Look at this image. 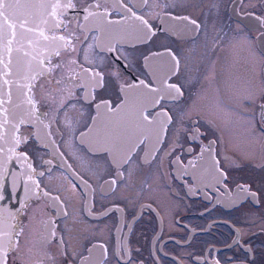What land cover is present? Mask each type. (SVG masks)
<instances>
[{
  "label": "flooded vegetation",
  "instance_id": "obj_1",
  "mask_svg": "<svg viewBox=\"0 0 264 264\" xmlns=\"http://www.w3.org/2000/svg\"><path fill=\"white\" fill-rule=\"evenodd\" d=\"M63 19L55 34L80 42L53 63L76 59L103 86L81 73L78 87L65 63L60 85L34 90L46 113L36 120L78 182L21 124L17 150L62 214L49 197L29 199L7 264H264V0H79ZM139 81L183 95L154 105L157 94L129 87ZM133 98L152 118L172 116L159 139L135 128ZM117 127L128 138L113 146L105 137Z\"/></svg>",
  "mask_w": 264,
  "mask_h": 264
},
{
  "label": "snow or ice",
  "instance_id": "obj_2",
  "mask_svg": "<svg viewBox=\"0 0 264 264\" xmlns=\"http://www.w3.org/2000/svg\"><path fill=\"white\" fill-rule=\"evenodd\" d=\"M147 0H145V3ZM79 0H55V2L50 4H40L37 5L33 2V0H0V39L4 38L6 35H10L11 39H8V46L7 51L9 55H11L12 48L10 47L12 40L16 39L18 33L17 28L21 31L19 36L21 39H27L29 33H38V39L34 42L32 39H28V43L30 45H34L35 47H40V41H44L45 43L42 46V50L39 55L42 57L38 60L36 67H33V61L37 60L36 56H31L30 53L24 52L23 56L17 58L16 61V71L17 74L21 75V78L26 81V83H19L17 84V99L19 103L15 105L17 109H20L22 113L19 119V124H25L31 122V117H37V113L39 116H44L46 113H42L37 108V103L33 98L34 90L37 87L43 88L45 87V80L48 81L49 84H56L60 85L64 80V75L62 73V69L65 67V63L68 67V78L77 81V86L80 88H85V83L82 82L83 77H87L88 85L91 89H95L96 87L103 86V75L95 71L91 68H85L83 65H78L76 59H69L66 62H62L61 60H56L53 63V59L59 58L62 56V53H66L71 56L72 53L77 51V43H79V37H73L72 33H68L67 35H56V30L61 29L64 25L63 16L65 14V10H76L77 4ZM44 7L50 8L51 11L48 12V15L52 17V22L49 23L47 19H42L40 23H36L35 17H33L31 13V9L36 7ZM96 8H99L100 5L97 3L95 5ZM91 5L85 7L83 12L86 13L84 15V19L88 20L89 17H95L96 13L90 11ZM23 10V11H21ZM131 12V9H128ZM132 15L140 21L143 28H138V31H143L147 29L148 32H151V26L148 22L140 16H136V13L133 12ZM184 20H188L187 17L182 18ZM107 24H112V21H106ZM190 24L196 26L197 28L199 25L196 23L195 20H190ZM40 24L47 25V29L45 30L40 26ZM29 25H35L34 27ZM80 27H83L80 25ZM51 33V35H49ZM154 35V33H152ZM110 51H114V48H110ZM46 53V55H45ZM171 55V53H170ZM31 56V59H26L27 57ZM172 59L176 62V67H179V61L173 55ZM12 61L8 60L7 62L4 61L3 58H0V65H3L5 71L2 73L3 77L9 76V67ZM77 67H79V72H77ZM30 73V74H29ZM83 74V77L81 76ZM43 77L44 79L41 80L40 78ZM59 77V78H57ZM39 81V82H38ZM38 82V83H37ZM12 83L9 79H3V84L0 85V88L4 86H8ZM147 90V94H157L154 98V105H159L161 100L165 98V95H174V99L182 96L183 93L181 89L176 84H169L167 81L164 82L163 89L153 87L151 83H145L144 81H139L138 84L130 85V88H140ZM91 98L94 100L95 97L92 95L91 92L88 93ZM7 96V100L0 98V111L4 113V120L0 122V128H3L5 124L8 123V112L7 108H3L2 106L11 101L12 93L11 90L5 93ZM72 93H69L71 96ZM132 105L134 112V125L135 128L138 130L142 129H150L152 132L155 133L157 138L166 133L167 126L172 122V116L169 115L168 111H161L157 113L155 118L151 117V113L146 112L144 107L133 98L129 101ZM24 105L30 106L26 112L24 109ZM97 109L103 107L107 109L109 112H112L113 109L109 102L101 101L100 103L96 104ZM25 114L29 117V119H25ZM39 118V117H37ZM43 121H41L42 123ZM14 129L18 130V125H13ZM195 134H198V130ZM14 135V143L19 145L22 141L21 139L15 138ZM82 135H84L82 133ZM2 138V137H0ZM127 136V130H121L120 128L112 129L105 140H111L113 146H117L118 144L122 143ZM11 151H15V149H11ZM24 157V160L27 161L28 157L26 154L21 153ZM28 167L31 168V164H28ZM34 171V170H33ZM43 175V173H40ZM31 178V177H30ZM115 184V180L112 181ZM37 188L39 184L37 183ZM44 195H48V193H43ZM2 199V197H0ZM58 199V198H57ZM3 236H8L9 241H11V236L9 233L4 232L2 233ZM55 236V232L52 233ZM8 261V247L5 246L2 240H0V264H7Z\"/></svg>",
  "mask_w": 264,
  "mask_h": 264
},
{
  "label": "water",
  "instance_id": "obj_3",
  "mask_svg": "<svg viewBox=\"0 0 264 264\" xmlns=\"http://www.w3.org/2000/svg\"><path fill=\"white\" fill-rule=\"evenodd\" d=\"M37 5L40 4H50L55 2V0H33ZM23 11V10H21ZM33 17L36 19V23H40L42 19H47L49 23L52 22V17L48 15L51 11L50 8L36 7L30 10ZM34 27L35 25H29ZM42 28L47 29V25L40 24ZM20 29L17 28V37L12 40L10 47L12 48L11 55L7 51L8 39H11L10 35H6L4 38L0 39V58H3L5 62L11 60L12 63L8 69L9 76L3 77L2 73L5 71L3 65H0V85L3 84V79H9L12 83L8 86L0 88V98L7 100L5 93L11 90L12 98L11 101L4 104L2 107L7 108L8 112V123L0 128V240L3 241L6 247H8V252L10 251L13 239L16 234V224L18 221V216L24 206V204L33 197L42 195L49 197L47 206L54 209L55 214H62L60 204L57 196L44 195L43 193H48L43 190L37 189V182L30 172L27 161L21 155L23 152L17 150L18 145L14 143V133L17 139V133L20 128L19 119L24 113L20 109H17L15 105L19 103L17 99V84L26 83L25 80L21 78V75L17 74L16 71V61L17 58L23 56L24 52H28L31 56H36L37 60L33 61V67L35 68L38 60L42 58L39 53L42 50V46L45 43L40 41V47H35L28 43V39H32L34 42L38 39V33H29L27 39H21L19 36ZM50 35V34H49ZM46 55V53H45ZM31 56L26 59H31ZM30 74V73H29ZM30 106L24 105L25 112ZM4 113L0 111V122L4 120ZM25 119L29 117L25 114ZM30 124L33 123L36 132L41 135L46 144L48 145L49 155L60 165L64 173L71 179L78 182L77 175L74 174L64 163L59 153L57 152L55 146L50 140L48 134L46 133L41 122L36 120V117H31ZM26 124V123H25ZM13 125H18V130L13 128ZM15 149V151H11ZM25 154V153H24ZM31 177V178H30ZM7 232L11 236V241H9L8 236H3L2 233Z\"/></svg>",
  "mask_w": 264,
  "mask_h": 264
}]
</instances>
